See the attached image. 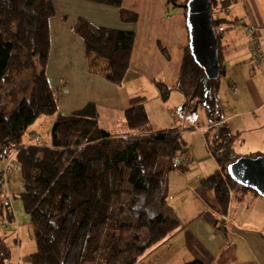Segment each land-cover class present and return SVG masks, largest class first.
Here are the masks:
<instances>
[{
	"label": "trees",
	"instance_id": "16d2710c",
	"mask_svg": "<svg viewBox=\"0 0 264 264\" xmlns=\"http://www.w3.org/2000/svg\"><path fill=\"white\" fill-rule=\"evenodd\" d=\"M54 1L0 0V161L7 160V149L17 148L12 161L20 179L18 198L36 229L35 252L18 264H139L150 249L182 228L170 215L149 211L153 206L164 208L166 173L177 167L176 159L185 152L186 144L177 130L153 131L142 105L124 112L130 134L123 138L99 128L93 104L69 115L58 113L46 77ZM77 1L118 9L122 23H136L137 16L123 10L122 0ZM165 1L182 9L185 18L189 0L179 5L175 0ZM209 1L218 40L219 77L205 76L187 44L177 86L185 95L192 94L205 112L209 130H216L211 136L207 132L206 138L218 169L201 185L213 194L221 215H226L231 195L238 201L249 194L259 195L237 185L227 173V167L240 156L233 151L235 136L218 112L219 78L224 75L218 28L225 27L226 21L215 15L232 0ZM73 32L83 42L88 59L94 56L106 61V80L121 87L130 67L135 33L96 28L83 18L77 20ZM34 64L38 71H32V83L16 87L22 73ZM157 88L166 101L171 90L160 83ZM6 101L12 108L3 111ZM40 116L55 117L50 146H24L28 128ZM160 158L164 167L156 171ZM0 221L15 225L11 203L2 199L1 190ZM4 239L0 236V264H8V253L2 249Z\"/></svg>",
	"mask_w": 264,
	"mask_h": 264
},
{
	"label": "crops",
	"instance_id": "0c3cea01",
	"mask_svg": "<svg viewBox=\"0 0 264 264\" xmlns=\"http://www.w3.org/2000/svg\"><path fill=\"white\" fill-rule=\"evenodd\" d=\"M54 8L46 77L60 115H69L93 104L99 116V128L113 137L123 138L130 134L124 112L139 105L148 112V105L152 106V113L147 115L153 131L174 129L183 139L184 132L193 136L189 149L184 152L186 162L170 172L174 188L166 195L165 206L182 228L156 246L166 249L164 264H187L195 260L204 264H264V199L249 194L238 201L231 195L227 213L221 215L213 194L201 185L203 179L218 169L206 138L207 132L211 136L216 130H209L205 120L197 130L189 125L181 129L174 113L182 104L179 96L185 95L177 86L183 51L188 44L183 15L167 16L165 0H122L123 10L137 16L134 24L122 23L118 9L82 1L55 0ZM221 13L215 17L226 21L220 37L224 66V75L220 78L225 83L219 78L218 112L235 136L234 153L240 157L261 154L264 158V61L253 60L245 30L252 24L264 47V0H232ZM79 18L96 28L135 33L125 76L128 82L124 81L121 87L106 80V61L94 56L88 59L85 55L83 42L73 32ZM157 83L175 91L177 103L170 102V95L168 102L163 103L167 100L161 99ZM148 90L152 96L147 94ZM165 112L163 126H160L162 121L154 125L156 121L151 119L157 113L164 116ZM105 118L114 119L117 126L105 127ZM50 144L51 139L45 146ZM23 145L31 146L24 142ZM177 169L180 172L175 175ZM3 199L10 201L11 197L7 195ZM173 203L174 211L169 208ZM11 205L14 211V203ZM14 218L16 222L15 214ZM2 224L6 223L0 221V229L15 231L16 224L7 227ZM211 236L214 239L210 240ZM20 255L21 246L17 257L8 264H18ZM151 264L163 262L154 260Z\"/></svg>",
	"mask_w": 264,
	"mask_h": 264
},
{
	"label": "rangeland",
	"instance_id": "374dc122",
	"mask_svg": "<svg viewBox=\"0 0 264 264\" xmlns=\"http://www.w3.org/2000/svg\"><path fill=\"white\" fill-rule=\"evenodd\" d=\"M186 0H175V3L177 5L183 3ZM183 10L175 7L173 4L167 5V16H174L177 14H182ZM221 13V12H219ZM222 14V13H221ZM36 69V73L38 71L37 66L35 64L33 65V68L31 70H27L22 73L21 77L19 78V81L16 84V87L21 86L25 83H32V71ZM128 82V78L123 80V82ZM221 83H225L223 78H220ZM123 85V83H122ZM158 90V89H157ZM159 92V90H158ZM147 94L149 96H152L153 93L151 90L147 91ZM170 102L171 103H177V100L174 99V96L176 95L175 91H170ZM179 100L182 102V104L178 107L177 110L174 111L175 116L177 118L178 123H180L181 129H186L188 125L190 127H193L195 130L198 129V127H202L203 121L206 119V115L203 109L199 108L197 101L192 97V94L190 93L187 95H180ZM166 102L163 103H167ZM3 111H7V109L12 108V105L10 104V101H6L3 103ZM148 114L152 113V106H148ZM1 108V107H0ZM169 114V113H168ZM166 112L165 115L162 116L160 113H157L151 120H155L156 122H153L154 125L163 126L164 120L166 118ZM55 117L50 116H40L29 128L27 134H25L23 138V142L27 145L35 146H45L48 145L51 139V132L53 128ZM103 121L107 122V125L105 127L112 128L114 126H117L114 119L111 118H105ZM102 125V124H101ZM151 125V124H150ZM153 125V126H154ZM152 126V127H153ZM188 132H184V139L186 140V150L189 149V146L191 145L192 137L190 134H187ZM34 141H33V140ZM181 155H184L181 154ZM7 162L6 161H0V174L5 172ZM15 163L14 161H11V165L9 167V170L6 174V179L4 182L0 180V183H2L0 190H1V197L3 199L4 196H10V203H14V214L16 216V222H15V228L13 231V228H10L8 231H5L4 229H0V236H4L5 239L2 243V249L8 253V263H12L13 258L17 257V253L19 251V248L21 246V255L20 262H22V259L25 257L24 255H30L35 252L36 250V229L31 222L30 216L24 211L22 201L18 198L19 193L21 192L20 189V179L19 175L14 167ZM164 167V159L160 158L157 166L156 171H161ZM179 169H177L174 174H179ZM174 178L171 176V173H166L165 179H164V185L166 184V192L165 195H169L173 191H170V189L174 188L173 181ZM12 206V205H11ZM175 203L171 204L169 208H172L174 211ZM18 208V209H17ZM151 211L153 212L154 209H157L156 211H161L167 216H171V212L168 213L167 206L164 208L162 207H150ZM16 209V210H15ZM17 211V212H16ZM17 213V214H16ZM18 216V218H17ZM172 217V216H171ZM214 239V236L210 237V240ZM161 245V244H160ZM158 245V246H160ZM157 246V247H158ZM166 249L165 247L163 249L153 247L150 249L147 254L140 260L139 264H151L152 261H162L164 264V258H165ZM126 261V258L124 259L123 263Z\"/></svg>",
	"mask_w": 264,
	"mask_h": 264
},
{
	"label": "water",
	"instance_id": "95a60500",
	"mask_svg": "<svg viewBox=\"0 0 264 264\" xmlns=\"http://www.w3.org/2000/svg\"><path fill=\"white\" fill-rule=\"evenodd\" d=\"M188 46L194 63L208 79L219 77L218 40L211 25V2L189 0L185 5ZM227 173L239 186L264 199V158L240 157L227 167Z\"/></svg>",
	"mask_w": 264,
	"mask_h": 264
},
{
	"label": "built area",
	"instance_id": "2783aa9c",
	"mask_svg": "<svg viewBox=\"0 0 264 264\" xmlns=\"http://www.w3.org/2000/svg\"><path fill=\"white\" fill-rule=\"evenodd\" d=\"M245 30L248 33L249 38H250L249 44H250V50H251L253 60L259 63L263 62L264 61V47H263V44L261 43V40L259 39L256 28L252 24L251 25L249 24L245 27ZM222 32H223V28L222 27L218 28V33L221 34ZM7 153H8V156H7L8 158L6 160L7 165H6L5 172L0 174V180L2 182H4L6 179V174L9 170V164L15 158L17 154V148L11 147L7 149ZM185 162H186L185 155H179L176 159L177 166H183ZM2 226L7 227L8 225L2 224ZM224 228L226 229V227Z\"/></svg>",
	"mask_w": 264,
	"mask_h": 264
}]
</instances>
